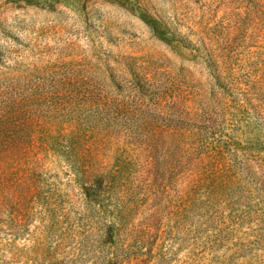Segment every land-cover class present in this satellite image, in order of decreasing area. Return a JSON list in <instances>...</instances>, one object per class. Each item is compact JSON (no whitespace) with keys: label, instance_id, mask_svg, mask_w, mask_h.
<instances>
[{"label":"rangeland","instance_id":"rangeland-1","mask_svg":"<svg viewBox=\"0 0 264 264\" xmlns=\"http://www.w3.org/2000/svg\"><path fill=\"white\" fill-rule=\"evenodd\" d=\"M0 95L60 140L30 168L63 216L3 210L0 264H264V0H0ZM78 139L123 185L89 221Z\"/></svg>","mask_w":264,"mask_h":264},{"label":"trees","instance_id":"trees-1","mask_svg":"<svg viewBox=\"0 0 264 264\" xmlns=\"http://www.w3.org/2000/svg\"><path fill=\"white\" fill-rule=\"evenodd\" d=\"M17 107V101L5 100L4 96L0 95V213L3 210L9 212L11 222L18 224L22 219H30L33 206L36 205L37 201H40L44 213L50 221V224L48 221L47 227L59 231L58 227L61 221L58 218L60 213L59 211L57 213V204L51 196L40 197L38 188H36L35 169L38 166L39 154L51 152L52 147L61 145L60 140L50 141V138L36 140V135L43 130H39L34 123L22 122L21 117L17 116ZM80 141L82 140L78 139L76 143L71 144L66 159L71 171L74 172L75 182L83 191V204L87 214L86 219L89 221L93 211L95 213L97 211L102 212L108 206L106 205L107 200L116 197H111L113 191L117 190L116 186L119 185L122 188L123 185L121 182H117L118 179L116 178L103 177L102 172L93 166L91 157L81 152L80 148H82L83 143ZM22 162L25 163L22 165ZM16 163L19 166L13 170V165ZM31 164L37 166L31 169ZM17 170L19 172L15 173ZM20 173L30 174L26 178L27 186L13 190L10 181L17 179ZM17 193L18 196H15ZM125 213L126 207L116 212V215L112 217L111 224H108L106 228V236L113 238L120 231L117 227L119 225L124 226ZM80 229L79 223H75V225L71 224L67 233L60 232L56 251L63 249V244L68 237L75 238L76 235L79 237L82 234L79 232Z\"/></svg>","mask_w":264,"mask_h":264}]
</instances>
